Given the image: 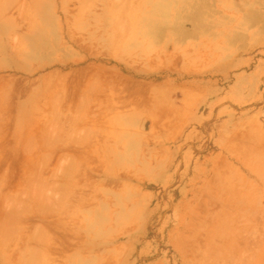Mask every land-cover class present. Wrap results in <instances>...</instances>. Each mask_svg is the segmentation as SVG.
<instances>
[{
    "label": "rangeland",
    "instance_id": "obj_1",
    "mask_svg": "<svg viewBox=\"0 0 264 264\" xmlns=\"http://www.w3.org/2000/svg\"><path fill=\"white\" fill-rule=\"evenodd\" d=\"M55 12L141 81L84 130L0 129V217L36 264H264V0H0L7 46ZM48 142L82 149L35 161Z\"/></svg>",
    "mask_w": 264,
    "mask_h": 264
},
{
    "label": "crops",
    "instance_id": "obj_2",
    "mask_svg": "<svg viewBox=\"0 0 264 264\" xmlns=\"http://www.w3.org/2000/svg\"><path fill=\"white\" fill-rule=\"evenodd\" d=\"M42 19L19 36V51L7 46L8 32H0V115L8 118L7 126L0 129L56 137L60 134L53 132L84 130L85 123L111 118L127 107L132 82L141 80L121 69L124 61L112 50L92 54L70 41L63 13ZM6 118H0V123ZM45 147L49 158L35 161H74L69 157L82 149L59 142ZM30 247L22 244L20 229L0 217V264H36Z\"/></svg>",
    "mask_w": 264,
    "mask_h": 264
}]
</instances>
